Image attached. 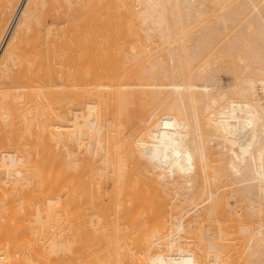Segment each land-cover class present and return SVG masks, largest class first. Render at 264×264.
I'll return each instance as SVG.
<instances>
[{"label":"bare ground","instance_id":"bare-ground-1","mask_svg":"<svg viewBox=\"0 0 264 264\" xmlns=\"http://www.w3.org/2000/svg\"><path fill=\"white\" fill-rule=\"evenodd\" d=\"M0 264H264V0H0Z\"/></svg>","mask_w":264,"mask_h":264},{"label":"rangeland","instance_id":"rangeland-1","mask_svg":"<svg viewBox=\"0 0 264 264\" xmlns=\"http://www.w3.org/2000/svg\"><path fill=\"white\" fill-rule=\"evenodd\" d=\"M4 44H2V47H3Z\"/></svg>","mask_w":264,"mask_h":264}]
</instances>
